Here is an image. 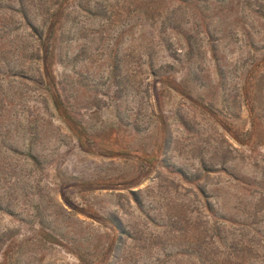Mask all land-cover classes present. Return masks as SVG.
<instances>
[{"label":"rangeland","instance_id":"374dc122","mask_svg":"<svg viewBox=\"0 0 264 264\" xmlns=\"http://www.w3.org/2000/svg\"><path fill=\"white\" fill-rule=\"evenodd\" d=\"M64 2L33 60L0 0V264H194L203 203L263 236L264 0Z\"/></svg>","mask_w":264,"mask_h":264},{"label":"trees","instance_id":"16d2710c","mask_svg":"<svg viewBox=\"0 0 264 264\" xmlns=\"http://www.w3.org/2000/svg\"><path fill=\"white\" fill-rule=\"evenodd\" d=\"M14 1L16 4L15 14L19 20L17 31H20L22 27H24L27 29V32H29L28 38L32 40L33 44L30 47L29 54L33 60L46 59L49 51L48 43L55 35L57 29L59 30L58 40L63 42L64 34H66L63 22H65L67 18L73 17V15L77 13H89L82 5L68 7L64 0H55L53 1L54 4H52L50 0H42L40 4L44 6L46 19L36 26L33 20L30 19L29 14V9L33 6V0ZM75 1L79 4L80 0ZM260 16L264 19V13ZM18 51H22L21 46ZM80 56L81 52H78L74 55L72 61H78ZM14 74L20 75L18 78H21L22 73L20 71H17V73L13 72V75ZM45 80H47V78ZM32 83L37 86L44 85L42 80H38V82L32 81ZM117 83L119 84V82ZM22 156L25 162L33 166L38 165L37 158L32 156L30 152L27 151L22 154ZM262 161L264 163V155L262 156ZM203 170H205V168ZM180 175L184 178H188L185 177L183 173ZM194 178L195 177H193V179ZM186 180L193 181L191 178ZM203 205L204 211L208 214V217L216 221L210 223L206 222V224H208L205 231V237L208 239L206 244L201 245L199 243L203 241V237L200 236L201 240L194 238L195 244L192 245L193 250L192 253L189 254L190 260L194 264H264V235L262 236L260 233H257V231L253 229V225H231L227 220L217 215L210 203H203ZM253 216H256V214ZM225 224L237 227L227 226L225 228ZM119 240L120 237H116L115 243H119Z\"/></svg>","mask_w":264,"mask_h":264}]
</instances>
